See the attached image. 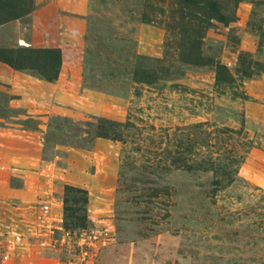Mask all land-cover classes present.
<instances>
[{
	"label": "rangeland",
	"instance_id": "obj_1",
	"mask_svg": "<svg viewBox=\"0 0 264 264\" xmlns=\"http://www.w3.org/2000/svg\"><path fill=\"white\" fill-rule=\"evenodd\" d=\"M219 2L227 22L206 21L200 42L225 67L221 86L213 66L179 63L181 31L198 38L200 21L178 0H0V50L62 55L51 82L0 61V155H38L39 187L22 228L0 230L23 237L0 264H264V0ZM156 60L172 74L132 79ZM103 121L125 125V140L97 137ZM47 202L54 239L92 237L85 263L36 236Z\"/></svg>",
	"mask_w": 264,
	"mask_h": 264
},
{
	"label": "trees",
	"instance_id": "obj_2",
	"mask_svg": "<svg viewBox=\"0 0 264 264\" xmlns=\"http://www.w3.org/2000/svg\"><path fill=\"white\" fill-rule=\"evenodd\" d=\"M178 3L181 8L182 6L184 7V3L189 7L186 11L179 9L181 17H189L200 21V24L197 26L199 30L195 32L196 30L192 29V33H199V39L194 38L191 39L190 42H187L186 39H190L188 31H181L183 43L178 47L179 52L177 56L179 63L185 67L213 66L216 72V84L218 86L230 85L231 81L227 79V76L224 74L225 67L220 63H215L213 60L204 57L201 51L200 38L205 34L203 31L206 29V21L227 22V17L221 13L222 8L219 0H178ZM239 60H241L243 68H245L243 69L244 74H249V71L246 70L251 68V66H249L251 62L242 61V55L239 56ZM0 61L16 70L30 72L36 77L51 82L56 81L58 78L62 64V55L59 48L3 49L0 50ZM156 62H158V66L155 69H143L140 67V64L137 63L129 74H131L134 81L143 83H155L167 77L168 74H172L169 67L165 65V61L156 60ZM246 63H248V65H246ZM103 122L105 125L98 127L96 133L97 137H106L117 141L125 140V135L123 131H121L125 128V125L112 121ZM72 191L82 192L85 195L87 194L85 190H77L68 185L65 186V196H68ZM65 201H67L66 197ZM84 201L87 202V199L84 198Z\"/></svg>",
	"mask_w": 264,
	"mask_h": 264
},
{
	"label": "crops",
	"instance_id": "obj_3",
	"mask_svg": "<svg viewBox=\"0 0 264 264\" xmlns=\"http://www.w3.org/2000/svg\"><path fill=\"white\" fill-rule=\"evenodd\" d=\"M0 155V230L21 226V220L32 216L38 186L35 184L34 165L38 155H15L9 147H4ZM20 179V185L11 180ZM58 188V187H56ZM11 264H60L59 260L48 256L20 255Z\"/></svg>",
	"mask_w": 264,
	"mask_h": 264
},
{
	"label": "built area",
	"instance_id": "obj_4",
	"mask_svg": "<svg viewBox=\"0 0 264 264\" xmlns=\"http://www.w3.org/2000/svg\"><path fill=\"white\" fill-rule=\"evenodd\" d=\"M52 202L43 203L39 207V211L36 213L35 218V229L37 237H42L40 239H48V244L55 246H65L70 245L71 248L77 250L80 260L85 263L87 257H89L90 247L93 240L90 235L80 234L79 236L71 234L69 231H61V234L58 238H53L50 234L52 232L50 219L54 218L58 220L59 217L54 213L52 208ZM50 218V219H49ZM58 218V219H56ZM62 227V226H61ZM60 226L58 228H61ZM57 228V227H56ZM57 228V229H58ZM62 229V228H61ZM12 229L9 232H6L5 235L2 234V237H8L7 239L0 237V258L2 262H7L9 260L11 253L15 250L16 245L23 238L22 235L17 233H12ZM12 233V234H11ZM10 237V238H9ZM22 237V238H21ZM94 238V237H93ZM45 243V242H44ZM43 242L41 244H44Z\"/></svg>",
	"mask_w": 264,
	"mask_h": 264
}]
</instances>
